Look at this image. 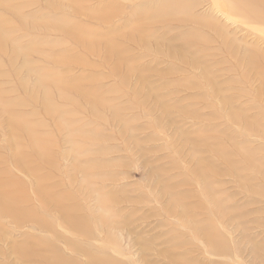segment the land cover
I'll return each mask as SVG.
<instances>
[{
	"label": "rangeland",
	"instance_id": "374dc122",
	"mask_svg": "<svg viewBox=\"0 0 264 264\" xmlns=\"http://www.w3.org/2000/svg\"><path fill=\"white\" fill-rule=\"evenodd\" d=\"M244 4L0 0V264H264Z\"/></svg>",
	"mask_w": 264,
	"mask_h": 264
},
{
	"label": "bare ground",
	"instance_id": "6f19581e",
	"mask_svg": "<svg viewBox=\"0 0 264 264\" xmlns=\"http://www.w3.org/2000/svg\"><path fill=\"white\" fill-rule=\"evenodd\" d=\"M256 1H260L262 4H263V6H264V0H256ZM243 8H244V12H245V14H247L248 16H250V17H261V18H259V19H261L263 22H264V12H261V11H259L256 7H255V5H246V4H244L243 5ZM260 14V15H259ZM259 15V16H258ZM41 146V145H40ZM43 146V145H42Z\"/></svg>",
	"mask_w": 264,
	"mask_h": 264
}]
</instances>
